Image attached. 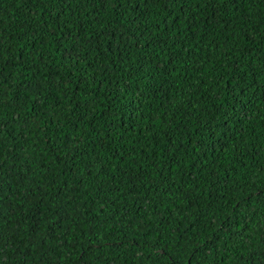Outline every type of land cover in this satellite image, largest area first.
Segmentation results:
<instances>
[{"label": "trees", "instance_id": "16d2710c", "mask_svg": "<svg viewBox=\"0 0 264 264\" xmlns=\"http://www.w3.org/2000/svg\"><path fill=\"white\" fill-rule=\"evenodd\" d=\"M96 7L0 0V264H264V0Z\"/></svg>", "mask_w": 264, "mask_h": 264}, {"label": "snow or ice", "instance_id": "6c2138e0", "mask_svg": "<svg viewBox=\"0 0 264 264\" xmlns=\"http://www.w3.org/2000/svg\"><path fill=\"white\" fill-rule=\"evenodd\" d=\"M30 3L35 4L37 3V0H29ZM39 2L41 3L42 6H46V2L47 0H39ZM192 2L194 3V5L196 7H199L201 4V0H192ZM205 3H211V4H219L221 7V10H223L225 8L226 5L228 4H234L236 2V0H204ZM60 3L63 7H67L69 9H71L73 6H75L76 8L80 9L81 11H83L85 13L84 16H78L75 12L73 13V16L71 18V20L67 21L66 23H73L76 27L80 28L81 30H84L87 28L88 24L91 23L92 21H88L86 19L87 15H90L89 13V8L90 7H96L97 5L99 7H104V8H108V7H113L115 9L121 10V18L123 19L124 16L129 15L131 13V11H136L139 13V16L137 17H133L130 20V24L135 25L136 26V32H134L132 35H130L128 37L127 41H121L118 37L116 36H105L104 39L108 40V39H116L117 40V44H127L129 45V52L131 51L132 47H137L139 45V41L140 38L143 36L144 34V28L140 26V24L138 23V20L140 18H143L145 16L144 12H141L140 9L142 7H145L146 5H148L149 3H151L153 6L155 5H160L161 8L164 9V11L169 15L172 16L174 22L179 21L180 20V14H183L184 16H188V13L184 11L185 6L189 4V0H60ZM168 5H171L172 7L175 8V13L170 12L168 9ZM99 7H96V10L99 11ZM63 14V8L57 12V15H62ZM93 21L95 22H102V21H98L96 17H93ZM129 31H131V29H128ZM3 30L0 29V32H2ZM139 34V35H138ZM69 38H74L76 40L79 39L78 36H73L72 32L68 33ZM149 35H151L149 33ZM21 47H24L23 45H21ZM10 47L8 45V41H6L3 37V35H0V62L3 61V56L4 53L10 51ZM75 51V47L72 48L71 51L68 52V56L72 57L73 52ZM15 58H19V54H17V57ZM147 63V61H145ZM103 67V66H101ZM0 75H2V73H0ZM131 79V77H130ZM30 87H32L33 89V97L36 100L37 103H39V99L42 96V91L41 88L39 86V84L36 85H29ZM91 95V93H89ZM10 99V97H5L3 92H0V105H6V106H10L8 105V100ZM17 99H19V97H17ZM38 115V113H37ZM69 143H71V141H69ZM172 149L169 148V152H171ZM122 154L121 152H116V157H120ZM101 163H103L101 161Z\"/></svg>", "mask_w": 264, "mask_h": 264}]
</instances>
